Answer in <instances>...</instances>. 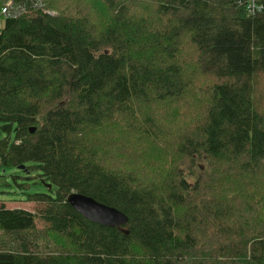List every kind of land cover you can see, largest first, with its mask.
<instances>
[{"label": "trees", "instance_id": "trees-1", "mask_svg": "<svg viewBox=\"0 0 264 264\" xmlns=\"http://www.w3.org/2000/svg\"><path fill=\"white\" fill-rule=\"evenodd\" d=\"M0 19V168L37 205H0V264H264V0H0Z\"/></svg>", "mask_w": 264, "mask_h": 264}, {"label": "rangeland", "instance_id": "rangeland-1", "mask_svg": "<svg viewBox=\"0 0 264 264\" xmlns=\"http://www.w3.org/2000/svg\"><path fill=\"white\" fill-rule=\"evenodd\" d=\"M88 7V6H87ZM96 8L95 9H91V8H87V12L91 11L93 14H91V16L93 15V18H100L101 17V12L100 9L97 8V6H94ZM18 12L14 11V14H17ZM13 14V15H14ZM4 21L2 19H0V28L3 27ZM185 47L188 49L190 47L189 43L186 41L185 42ZM183 61V75L189 79H192V85L194 87V92H195V99H190L189 105H190V112H185L184 114H187L186 117H192L196 114V111L200 109V104H202L205 100H204V94H202L201 90H198V86L195 84H200L203 81L202 78V73L199 71L198 66L195 64L192 65L191 68V62L194 61L193 59H188L185 60L182 58ZM207 81H204L202 83V86L206 83ZM202 88V87H201ZM158 115V114H157ZM181 115H178V117H180ZM177 117V118H178ZM188 121L187 118H184L182 120H180L179 125H182L184 123H186ZM143 143V142H142ZM142 148V150H146L149 149V151L153 154H155V152L153 151V146L147 141L145 142V144L143 145H138L134 144V142H131V145L128 144L126 147V154H129L130 156H137L136 155V151ZM115 149H111V151H114ZM127 159V157H126ZM127 160H132V161H139L136 159H132L129 158ZM118 162H114V163H110V165H115ZM139 167V166H137ZM17 170L15 169H1L0 168V205L4 204V206L7 209H15V208H21L24 210H27L29 212H35L37 211V205L32 204V203H23L22 202V198L23 196L21 195L20 191L15 187L11 175H19V173L16 172ZM19 183H29L32 184V181H24L22 179L18 180ZM41 189V187H36V186H30L29 188V192H36L39 191ZM38 226L40 227V224H38Z\"/></svg>", "mask_w": 264, "mask_h": 264}, {"label": "water", "instance_id": "water-1", "mask_svg": "<svg viewBox=\"0 0 264 264\" xmlns=\"http://www.w3.org/2000/svg\"><path fill=\"white\" fill-rule=\"evenodd\" d=\"M33 133V130H30ZM21 169V167L19 168ZM50 189V185H46ZM68 204L82 217L93 224L104 227L119 228L127 224V217L110 207L100 204L92 198L79 194H70L67 197Z\"/></svg>", "mask_w": 264, "mask_h": 264}, {"label": "built area", "instance_id": "built-area-1", "mask_svg": "<svg viewBox=\"0 0 264 264\" xmlns=\"http://www.w3.org/2000/svg\"><path fill=\"white\" fill-rule=\"evenodd\" d=\"M250 9L251 8H255L256 6L254 4H251V6H249ZM19 12V9L12 3V2H8L6 5L4 4L1 8V15L2 16H12L13 12Z\"/></svg>", "mask_w": 264, "mask_h": 264}]
</instances>
